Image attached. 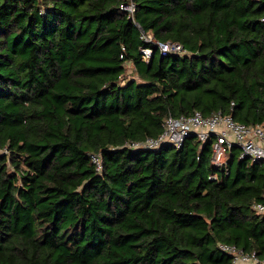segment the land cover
I'll use <instances>...</instances> for the list:
<instances>
[{
    "label": "trees",
    "instance_id": "trees-1",
    "mask_svg": "<svg viewBox=\"0 0 264 264\" xmlns=\"http://www.w3.org/2000/svg\"><path fill=\"white\" fill-rule=\"evenodd\" d=\"M125 1L0 0V264L263 263L264 163L124 145L196 111L264 125V0H132L139 27ZM140 30L187 53L146 62Z\"/></svg>",
    "mask_w": 264,
    "mask_h": 264
},
{
    "label": "built area",
    "instance_id": "built-area-1",
    "mask_svg": "<svg viewBox=\"0 0 264 264\" xmlns=\"http://www.w3.org/2000/svg\"><path fill=\"white\" fill-rule=\"evenodd\" d=\"M120 10L128 15V18L139 27L133 19L135 4L127 0L120 5ZM140 39L146 46L140 49L141 59L148 62L153 47H156L160 55L178 54L187 52L178 42H161L155 39L151 33L140 30ZM194 136L201 145L209 142L211 146V165L216 169L227 172V164L231 157V151H238L239 160H247L250 164L264 163V125L243 124L234 121L230 114L221 111L204 117L199 112L179 117L167 116L162 125L161 133L155 138H146L142 142H127L124 147L129 149L159 150L163 146H171L180 149L185 140ZM6 151L0 150V153ZM98 172L102 169L99 154L90 156ZM209 180H216L217 175L208 176ZM253 210L264 214V203H256ZM219 249L231 256V264H258L254 253H244L233 245L219 244Z\"/></svg>",
    "mask_w": 264,
    "mask_h": 264
},
{
    "label": "rangeland",
    "instance_id": "rangeland-1",
    "mask_svg": "<svg viewBox=\"0 0 264 264\" xmlns=\"http://www.w3.org/2000/svg\"><path fill=\"white\" fill-rule=\"evenodd\" d=\"M127 75H130V76H132V67H131V65H127Z\"/></svg>",
    "mask_w": 264,
    "mask_h": 264
},
{
    "label": "crops",
    "instance_id": "crops-1",
    "mask_svg": "<svg viewBox=\"0 0 264 264\" xmlns=\"http://www.w3.org/2000/svg\"><path fill=\"white\" fill-rule=\"evenodd\" d=\"M261 264H264V262H263V263H261Z\"/></svg>",
    "mask_w": 264,
    "mask_h": 264
}]
</instances>
